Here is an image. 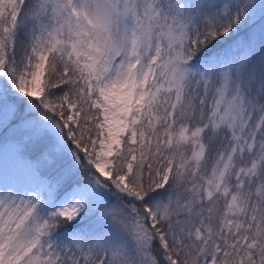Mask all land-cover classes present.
Segmentation results:
<instances>
[{
  "label": "snow or ice",
  "instance_id": "6c2138e0",
  "mask_svg": "<svg viewBox=\"0 0 264 264\" xmlns=\"http://www.w3.org/2000/svg\"><path fill=\"white\" fill-rule=\"evenodd\" d=\"M0 264H264V0H0Z\"/></svg>",
  "mask_w": 264,
  "mask_h": 264
}]
</instances>
